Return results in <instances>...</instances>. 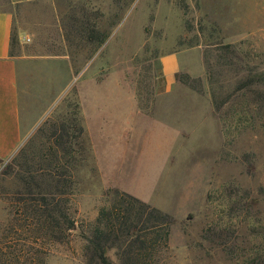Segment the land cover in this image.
<instances>
[{
  "label": "rangeland",
  "instance_id": "1",
  "mask_svg": "<svg viewBox=\"0 0 264 264\" xmlns=\"http://www.w3.org/2000/svg\"><path fill=\"white\" fill-rule=\"evenodd\" d=\"M0 10L22 12L9 0ZM33 11L18 45L70 63L31 68L34 89L46 85L35 112L56 99L0 161V264H86V237L120 194L168 217L153 264H264V0H46ZM175 53L167 83L161 59ZM32 175L71 181L59 186L74 223L62 243L40 237L17 202Z\"/></svg>",
  "mask_w": 264,
  "mask_h": 264
},
{
  "label": "trees",
  "instance_id": "2",
  "mask_svg": "<svg viewBox=\"0 0 264 264\" xmlns=\"http://www.w3.org/2000/svg\"><path fill=\"white\" fill-rule=\"evenodd\" d=\"M39 178L32 175L23 181L28 189L20 194L26 198L17 202L32 207L31 213L23 209L25 220L32 218L40 237L62 243L65 232L73 229L74 223L64 209L68 192L59 186L70 188L71 181L55 180L51 187L44 184L43 175ZM116 200L110 208L100 210L86 237V264H113L106 251L114 248L123 251L118 264H153L155 253L167 247V215L128 194H120Z\"/></svg>",
  "mask_w": 264,
  "mask_h": 264
},
{
  "label": "crops",
  "instance_id": "3",
  "mask_svg": "<svg viewBox=\"0 0 264 264\" xmlns=\"http://www.w3.org/2000/svg\"><path fill=\"white\" fill-rule=\"evenodd\" d=\"M45 1L9 0L15 9L22 10L18 18L14 11L0 10V161L8 160L18 151L56 99V95L52 96L45 108L35 112L38 95L46 90L44 84L41 92L34 89L31 68L37 66L35 61H50L51 63H45L49 67L52 61L70 63L64 55L45 54L38 58L36 49L27 51L18 45V42L25 44L23 38L33 36V26L30 24L36 20L33 10ZM160 64L163 77L170 83L179 71V55L169 54L161 59ZM67 74L60 90L70 83L72 68L68 69ZM49 78L51 79V70Z\"/></svg>",
  "mask_w": 264,
  "mask_h": 264
},
{
  "label": "built area",
  "instance_id": "4",
  "mask_svg": "<svg viewBox=\"0 0 264 264\" xmlns=\"http://www.w3.org/2000/svg\"><path fill=\"white\" fill-rule=\"evenodd\" d=\"M22 40H23V42H25V43L30 42V39H29V38H23Z\"/></svg>",
  "mask_w": 264,
  "mask_h": 264
}]
</instances>
